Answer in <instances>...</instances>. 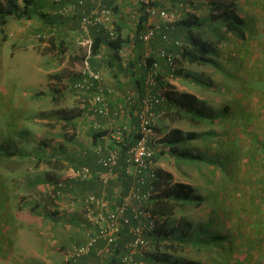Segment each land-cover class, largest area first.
<instances>
[{"label":"rangeland","instance_id":"rangeland-1","mask_svg":"<svg viewBox=\"0 0 264 264\" xmlns=\"http://www.w3.org/2000/svg\"><path fill=\"white\" fill-rule=\"evenodd\" d=\"M34 1L37 9L33 19L11 18L4 30L1 31L0 26V147L3 149L0 150V173L7 175V171H11L9 162H13L18 167L15 178L29 175L38 179L40 184L35 190L42 193L45 189L46 196L45 201L42 197L34 198L31 203L36 205L32 211L35 215L47 209L55 212L48 213L45 220L46 224L49 221L52 223L55 253L48 255L45 263L39 264H65L66 254L81 244L87 235L85 196L90 193L104 194L109 187L77 182L79 185L74 184L71 191L66 190L73 194L63 198L55 196L51 188L57 181L66 178L70 168H74L72 162L67 163L68 160L61 152L74 150L78 146L76 142L81 138L75 134L76 127L73 126L74 113L78 117L81 114L77 94L71 88L73 83L67 84V79L80 73L82 53L78 46L68 48L60 43L62 34L73 41L77 40L79 30L61 23L62 19L60 21L56 12L58 5L52 0ZM123 1L119 4L121 8ZM232 1L221 2L227 4ZM234 1L239 14L248 21V28L251 27L249 39L243 42L225 32L220 28L221 22L216 24L210 20L208 2L196 1L198 8L194 12L201 21L209 24L207 29L200 28L197 31L209 40L210 58L213 61L202 67L185 64L181 67L185 73L182 76L185 81L179 82L181 89L175 84L178 80L171 85L174 92L185 91L183 86H186L199 97L197 105L205 115L204 124L198 125L166 115L157 126L158 136L164 140L171 130H182L187 141L186 148L199 150L197 153L190 152L194 156L192 160L183 158L178 163L168 147L156 155L157 162L161 164L157 168L171 172L174 182L191 186L194 189L193 196L202 200L201 205H197L199 200L195 199L194 204L178 208L172 217V222L183 225L184 231L194 239L208 241L202 250L189 247L184 252L175 253L174 259L180 261L199 264H264V0ZM0 2L5 3L6 0ZM174 3V0H163V6L171 10L176 6ZM18 4L23 6L22 0ZM183 6L178 8L181 18L187 12ZM137 14V10L124 12L121 9L115 17L116 28L122 23L128 25V28L125 26L126 30L135 28ZM23 34L24 37H20ZM44 34V39L38 38ZM48 39H54L53 42L59 48L51 46L44 49L42 43ZM150 46V51H156ZM95 61L100 64L102 59L95 58ZM176 68L179 72L180 65ZM101 69L108 73L105 65ZM170 74L167 71L165 75ZM178 76L177 73L175 77ZM109 78L111 86L108 85V89L111 95L116 94L111 99L112 102L115 100L113 106L118 110L125 104L123 90L133 89L131 83L124 88L122 85L116 86L110 73ZM114 81L117 83V80ZM225 107L228 108L227 112L224 111ZM82 113L87 123V116L93 114L90 111ZM219 113L220 121L206 124L212 115ZM94 121L100 123L98 118ZM107 122L117 124L119 120L116 117ZM107 122L102 121L101 124L109 132ZM78 130H85L82 136L87 139H82V144L85 150H89V135L97 129L87 125L85 129ZM195 134L197 138H192ZM10 152L16 155H7ZM83 152L85 158L90 153ZM220 160H225L227 164L226 175L225 170L218 166ZM4 164L9 168L2 169ZM34 165L36 169L31 174L27 167ZM133 207H136V202ZM152 250L150 242L147 253ZM136 260L146 264L139 256ZM104 262L106 258L91 257L83 264Z\"/></svg>","mask_w":264,"mask_h":264},{"label":"built area","instance_id":"built-area-1","mask_svg":"<svg viewBox=\"0 0 264 264\" xmlns=\"http://www.w3.org/2000/svg\"><path fill=\"white\" fill-rule=\"evenodd\" d=\"M52 1L60 5L65 0ZM101 1L99 0V2ZM138 1L148 15V22L139 34L141 43L149 46L159 37L163 42L169 43V30L176 28L175 24L180 18L178 11L155 5L162 3L163 0ZM181 4L185 5L184 0ZM72 12L73 8L67 4L60 6L58 11L64 17ZM113 19L112 7L99 4L98 8L84 16L81 24L83 31L81 34L79 32L77 38V46L82 53V68L79 73V80L75 82L73 89L77 92L79 110L90 111L100 118H108L111 115L113 118H124L129 115L128 110L114 109L112 101L109 100L111 96L107 95L102 74L92 67V60L95 56L93 38L90 36L91 28L104 30L109 39L114 40L116 28ZM176 45H182V43L176 41ZM158 55L168 64L171 70L169 79L173 81L176 73L175 60L178 55L168 53L165 50ZM144 65L148 71L144 80V94L139 101V109L135 113L138 118V127L133 128L126 121L111 125L109 132L100 137L101 141L108 143L106 146L108 149H104L103 145L96 146L99 170L95 172L88 166H83L80 169L70 168L66 173V178L57 181V184L53 186L55 195L63 198L66 196L63 190L68 182L84 183L91 181L93 175H96L101 182L107 184L118 178V173L114 171V168L120 165V161L123 162L121 166L123 175L132 179L130 189L123 195L116 209L109 208L107 203L101 202L94 195L89 196L84 201L86 221L90 229L85 242L74 246L66 254L65 264H76L93 252L99 257L104 256L105 248H100L99 244L103 243L106 247L114 246L126 229L132 234V241L129 251L123 254L121 258V264H141L137 262V256L144 257L146 255L150 244L148 236L158 227L159 219L153 216L149 210H146L144 206L135 209L133 204L135 202L148 203L159 193L155 187L146 186V180H155L158 176L154 159L157 152L163 151L166 147L165 140L157 135L156 128L159 121L166 117L167 111L158 110L157 105L164 102L167 95L173 90L171 89V81L165 80L163 77L161 66L157 60L149 62L146 57L139 64L140 67ZM123 97L126 104L134 105L135 99L131 92H126ZM97 131L102 132L100 125L97 126ZM135 134L138 137L134 145L127 149L122 159V146H128L135 139ZM131 211L136 219V223L132 225L129 216Z\"/></svg>","mask_w":264,"mask_h":264},{"label":"trees","instance_id":"trees-1","mask_svg":"<svg viewBox=\"0 0 264 264\" xmlns=\"http://www.w3.org/2000/svg\"><path fill=\"white\" fill-rule=\"evenodd\" d=\"M113 1V4H110V2ZM176 7L181 5L183 3V0H174ZM208 2L210 9H211V17L210 20L212 22H215L216 24L221 22L220 28L224 29L225 32L230 33L231 35L235 36L240 41H247L250 36V29L248 28L249 23L248 21L239 14L236 7L237 4L233 0L229 3H223L222 0H184L187 7H183V10L187 11L185 12L184 17H180L177 21L176 28L175 29H181L183 32H185L186 40H175L174 46L179 48V54L178 57L175 60L176 66L181 65L183 62H187L192 65H197L198 67L207 66L208 64L213 61L210 58V42L207 38H204L202 36V33H199L200 28L207 27L209 24L206 23V21H201L200 18L196 15V13L193 11L196 9L197 4L195 2ZM19 0H6L5 3L0 2V26L1 31L4 30V27L8 24L9 20L11 18L18 19V20H31L34 18L35 9H37L36 2L34 0H22L23 6H20L18 4ZM76 2V3H75ZM188 2V3H186ZM121 0H102L99 2V0H76L71 1L66 0L63 3H60L58 5L57 9V16L60 18L61 23L65 22L64 20L68 18H73L74 23L78 24L75 29L79 30L78 33H82L81 24L82 20L85 15L90 14L94 9L99 7V4L102 6H108L112 7L113 13H114V19L113 24L116 28V14H119L121 12ZM69 5L73 8V12L64 16H61L58 11L60 9V6L62 5ZM90 4V5H89ZM120 4V5H119ZM158 7H164L163 2L155 4ZM183 6V5H182ZM191 6V8H189ZM101 9V7H100ZM169 9V8H168ZM171 10V9H169ZM128 12V11H127ZM39 16V15H38ZM139 16V17H138ZM40 18H45L43 15L39 16ZM64 19V20H63ZM76 20V21H75ZM148 22V15L144 12V9L141 5L138 7V15H137V24L135 28H130V30H126L127 28L125 26H128L124 23L120 24L116 28V38L114 40H110L107 36L108 34L105 33L104 30L97 29L95 27L91 28L90 36L93 38L94 43V59L92 60V67L95 71L100 73V70L96 69L94 67V61L95 58L104 59V65L106 69L110 72H114V75L116 76V79L125 78L124 76L131 77L132 84L135 85L137 99H135V103L133 106V110L130 111L135 114V112L139 109V101L143 97L144 94V86L143 83L146 78L147 72H143V74H138V69H143L139 66V62L141 61L139 57L137 60H131L129 63V66L126 67V56L123 55V53L129 52V49L127 47H131L136 49L137 53L142 51L143 44L138 39V35L143 31L144 25ZM219 28V26L217 25ZM74 28V27H73ZM207 29V28H206ZM216 29V28H215ZM201 30V29H200ZM210 30H212L210 28ZM170 31V30H169ZM172 31V30H171ZM220 31V29H219ZM170 35V34H169ZM41 39H44L46 35H39ZM170 37V36H169ZM69 36H66V34H62V42H65V39L68 40ZM54 39H48L47 41L53 45V47L57 48L55 43L53 42ZM176 41H179L182 43V45H176ZM134 42L133 46H130ZM77 43V40H76ZM127 50V51H126ZM168 52V51H167ZM136 53V54H137ZM169 53V52H168ZM101 55L103 58H101ZM156 60V59H155ZM152 59H149V62H152ZM96 63V61H95ZM99 63V62H97ZM215 65L217 66V62H215ZM116 72V73H115ZM179 75V72L176 71V75ZM122 74L123 76L119 75ZM118 75V76H117ZM79 75L72 76V88L75 82H78ZM257 83H259L257 81ZM76 94L77 92L73 90ZM107 91V90H106ZM130 92V91H129ZM89 93H92L89 91ZM110 93V94H109ZM107 92V95H111V92ZM91 95V94H90ZM89 97V96H86ZM124 99V97H123ZM110 102L112 99H109ZM167 106L166 111L167 115L169 117H172L173 119H180V120H189L191 122H194L198 125L204 124L202 123L204 121L203 117L205 116L202 109L197 105L198 99L191 94L188 93H178V92H171L167 95ZM225 108L224 111H226ZM227 112V111H226ZM92 113V112H91ZM111 119H113V116H110ZM211 120H207L206 124H212L213 122L220 121V114H214L211 116ZM223 121V118H221ZM212 122V123H211ZM136 125V124H135ZM98 134H95L94 139L95 141L100 140V137L103 134H106L105 131L103 132H97ZM135 139L131 141L128 146L124 145L122 146V159L124 155L126 154L127 149L134 145V142L136 138L138 137L135 134ZM192 138H197V135L195 134L192 136ZM99 142V141H98ZM166 148L168 151L173 154L174 158L177 160V163L179 160H182L183 158L192 160L194 158L193 155H191V150H188L189 148H186L187 141L184 139L183 131L180 129H173L171 130L166 138H165ZM0 150H3L2 147H0ZM7 155L14 156L16 155L15 152H10ZM162 155H165V153H162ZM157 157H155L154 161H156ZM192 164V162L185 161L184 163ZM212 163H215L212 161ZM123 162L120 161V165L116 168H114V171L118 173V178L115 181H111L107 184H104L100 181V179L93 175V178L91 181L88 182H82L83 184L87 185H101L103 187H109L108 191H105L104 194H97V193H90L87 196H85L84 201L91 195L96 196L101 202H105L108 204L109 208L116 209L119 205L123 195H125L128 190L131 187L130 180L123 175V172L121 171V166ZM215 166H217L215 164ZM218 166L221 167L223 170H225V175L228 172L227 164L225 160H220L218 162ZM217 166V167H218ZM99 170V167L97 168ZM96 170V171H97ZM102 170V168H101ZM95 171V172H96ZM69 185V186H68ZM79 185V183H78ZM146 186H152L155 187L156 190H158V194L151 199L150 202L145 203V209L149 210L153 216H155L157 219H159V224L156 230L149 234L148 239L151 242V245L153 246V250L148 252L144 257H140L141 259L145 260L146 264H199L191 261H184L179 259H174L173 255L175 253L184 252L187 249L190 248H196L199 250L204 249L208 243V241H204L200 239L199 241L194 239L188 232H185L184 226L179 224H174L172 222V217L176 214L177 209L181 208L184 205H192L195 202V199H198L199 202L197 205L202 204V200L200 197L195 198L193 196V188L191 186H188L185 183H176L174 182V176L167 172V171H158V176L154 180H146ZM74 188V184H67V186L64 188L63 192L67 196L68 194L73 193H67L66 190L71 191V189ZM114 188V190H113ZM55 194V193H54ZM56 196V195H55ZM65 196V197H66ZM72 197V196H71ZM85 205V204H84ZM86 211V209H85ZM54 214L55 212H51L48 210L47 214ZM52 216V215H51ZM133 224L131 219V225ZM210 227V226H208ZM87 233L89 231V224L87 223ZM126 238H131L132 234L126 229L125 231ZM122 233V235L124 234ZM87 238V235H86ZM86 240V239H85ZM85 240L82 242L84 243ZM207 242V243H206ZM124 243V244H123ZM79 245V244H78ZM125 242H120V240L117 241V243L110 248L112 251V254L110 257L106 258V262L104 264H121V258L124 252L126 250L125 248ZM99 247H103V243L99 244ZM104 248V247H103ZM183 250V251H182ZM91 257H99L96 253H91L87 258L80 260L76 264H83L84 262L89 260Z\"/></svg>","mask_w":264,"mask_h":264},{"label":"crops","instance_id":"crops-1","mask_svg":"<svg viewBox=\"0 0 264 264\" xmlns=\"http://www.w3.org/2000/svg\"><path fill=\"white\" fill-rule=\"evenodd\" d=\"M74 1H76V0H74ZM240 2H242V1H240ZM122 5H123L122 9L124 12H126V11L134 12L136 10L138 11V7L140 4H139L138 0H124L122 2ZM180 6L182 7V4L179 5V3H178V7L175 6L174 8H172V10L178 11V8ZM164 7H166V6H164ZM183 7L185 8V7H187V5H184ZM196 8H198V5L196 6ZM178 14H179V11H178ZM120 16H121V19H123L122 15H120ZM64 24H65V26L66 25L72 26L74 28L78 25V24H76V22L74 23L73 18H68L67 20L65 19ZM76 28H78V27H76ZM204 28H208V26L207 27L205 26ZM169 34H170V42L169 43L163 42L161 40V38L159 37V38L155 39L150 44L151 45L150 48H155L158 53L156 51H152V50H151L152 51V53H151L150 49L148 48L149 46L143 45L142 51L139 53H137L136 49L133 50V48L128 46L127 49H129L130 53L126 52V53H123V55L126 56V61H127L126 63L130 62V59L131 60H137L138 57L140 56V54H142V55L139 57V59L141 57L142 58L147 57L148 60L149 59H152V60L156 59L162 68L161 73H162L163 77L165 78V80L167 79V80L171 81V83L173 85H174V81L178 80V82L175 81V84H176V86L178 85L179 89H181L180 88L182 86L180 84L181 80L185 81L184 79H182V76H184L185 73L181 69V67L182 66L184 67L185 64H189V63L183 62L180 65L179 76L175 77V79L172 81L169 79V77H170L169 75H165L167 71L171 72L168 64L166 63V61L164 59L159 58L158 54L165 50V51H168L169 53L173 52L172 54H174V55H178L179 54V51H178L179 48L174 46V41L175 40H182V41L186 40V36H185L186 34L180 28L178 30L174 29L172 31H169ZM24 35L25 34H23V36H20V37H24ZM171 36H173V38H171ZM138 39H139V35H138ZM20 41L23 42L22 39H20ZM139 41H140V39H139ZM60 43H62V45L64 47H68V48L77 47L76 40L73 41V40H71V38H68V40L65 39L64 43L63 42H60ZM42 44H43L44 49H46L47 47L53 46L48 41H44ZM133 45H134V42L130 46H133ZM57 47L59 48L58 45H57ZM57 51H58V49H57ZM68 52L69 51L65 52V54ZM72 53H74V52H72ZM142 58L140 59L141 61L139 62V64L142 62ZM125 66L128 67L129 63H128V65L125 64ZM94 67L96 69L102 71V77L104 79L105 88H106L108 93H109L108 87L111 86V83H109V81H108L109 79H111V78H109V73H110L112 75V77L115 80H117V83H116V81H114V79H113V82L115 83L116 86L122 85V88H124V87H129V83H131V88L133 90L125 89V90H123L122 93L125 95V91H127V92L130 91L134 95L135 99H137V94H136V89H135L136 87H135V85L132 84L131 77L124 76L126 78L125 82H123L124 78H121V80L116 79L114 72L108 71V73H106L101 69L104 67V62H100V64H98L97 62L95 63V61H94ZM142 68L143 69H141V68L138 69L139 70L138 74H143V72L148 71V69L145 65ZM119 75L123 76L122 74H119ZM72 80L73 79L71 77L68 78L67 84L70 85V82L72 84ZM197 84H200V83H197ZM108 85H110V86H108ZM143 86L145 88L144 83H143ZM185 87L183 86L185 91H180V93H188V94L194 95L196 98L198 97L197 95H195L194 92H192V90L190 88L186 87V88H188V89H186ZM71 88H72V86H71ZM179 89H177V90L179 91ZM110 96L116 97V94L110 95ZM117 98H118V96H117ZM117 98H116V100H117ZM114 101L112 102V106L114 105ZM120 101H116V102H120ZM124 102H125V100H124ZM166 104H167V100H165L161 104H158L157 109L158 110H166V106H167ZM133 106L126 104V102L123 106H120L118 108V110L120 108L128 110L129 115L125 116L124 118H118V120H119V122L126 121L127 124H129L133 128H137L138 127V118L134 113L130 112L133 110ZM78 110H79V108H78ZM79 112H81V114H80L81 116L79 115V117H78L76 115V113H74L75 119L73 120V126L76 127L74 129L75 134L81 136L80 139L77 138V140L79 139L78 143L76 142V144L78 146L75 147L74 150L67 149V150H63L61 153L68 160L67 163L72 162L71 165L74 168L80 169L83 166H88L93 171H96L97 168L99 167V165H98V158L99 157L97 156L96 151H95L96 146L103 145L104 149H105V148H107L106 146L108 145V143L106 141L98 140V138H97V141H95L94 136H95V134H98L95 132V133H92L91 135H89L90 138L88 140H90V143H91L90 146L91 147L89 148V150H85L86 147L83 146V144H82V139H87L86 137L82 136V134L85 130L82 131V130H78V129H83V128L85 129V127L87 125L90 127H94V129H97V126L100 125V127L102 128V132L105 131L106 133H108L106 130L103 129V128H105V126H103L101 124V122L102 121L107 122L108 120L111 121V118L110 117L100 118V117H98V116H96L90 112L93 115L87 116V118H86L87 123H86L85 117L82 113L85 111L79 110ZM87 112H89V111H87ZM95 118H96V120L98 118L100 123H96V121H94ZM112 124H114V123L113 122H111V124H109L108 122L106 123V125H108L110 127ZM82 125H85V127H82ZM157 131H158V128H157ZM97 132H99V131H97ZM69 147H71V146L69 145ZM108 147H110V146H108ZM189 150L193 151L194 153H197L199 151V150H192L190 148H189ZM83 151H86L85 153H87V151H88V153L90 152L89 154H86V155H88V156H86V158L83 157V155H82V153L84 154ZM89 157H94V158H89ZM157 160H158V158H157ZM157 160L155 162V167H156V169H159V168H157V166L158 165L161 166V164H159L157 162ZM9 163L11 164V166H10L11 171H7V175H4L3 172L0 173V220H1L0 221V264H39V262L45 263L47 260V256L48 255L50 256L51 253H55V251L53 249V244H52V242H53L52 240L54 238L55 233L53 231L51 221H49L47 224L45 222L47 215H48V214H46V212H48V209L45 210L44 212H39V215H35L34 212L32 211V209L36 204L35 203L32 204L31 202L34 200V198H37V196L39 198L42 197L44 199L46 196V191L44 189L42 193L40 191L37 193L35 189L37 186L39 187L40 182L38 181V179H35L29 175L20 177L16 173V175L20 178H18V179L15 178L14 174H15V172L18 171V170H16V169H18V167L16 168L17 164L13 163V162H9ZM5 165L6 164H4L1 168L2 169L3 168H9V166H5ZM27 169H28V172L30 171L31 174H33V172H35L36 166L35 165H34V167L28 166ZM159 170L163 171L164 169L160 168ZM169 173H171V172H169ZM128 179L130 180V182H132L131 178H128ZM43 183L45 184L46 181H44ZM176 183H178V182H176ZM21 184H24V185H21ZM70 184H77V183L71 182ZM22 186H25V188L23 189ZM51 188H53V186H51ZM43 201H45V199ZM44 205H45V203H44ZM143 206H145V203L136 202L135 208H139V207L141 208ZM40 214H42V215H40ZM129 216L132 219V222L135 224L136 219H135L132 211L129 212ZM125 235L126 234L124 232V234L121 236V238L119 240H120V242L121 241L125 242L124 246H125L126 250L124 252H126V251L128 252L130 243L132 241V237L127 239L125 237ZM103 247L105 248V250L107 249L106 250L107 252H105V255L100 257V258L110 257V255L112 254V251L109 250L108 248H111V247H106L104 244H103Z\"/></svg>","mask_w":264,"mask_h":264},{"label":"clouds","instance_id":"clouds-1","mask_svg":"<svg viewBox=\"0 0 264 264\" xmlns=\"http://www.w3.org/2000/svg\"><path fill=\"white\" fill-rule=\"evenodd\" d=\"M176 67H177V66H176ZM176 70H177V68H176ZM175 76H176V73H175ZM172 90H173V89H172ZM172 92H174V90H173ZM165 118H166V117H165ZM160 121H161V120H160ZM160 121H159V122H160ZM158 124H159V123H158ZM157 126H158V125H157ZM156 132H158V131H157V128H156ZM157 135H158V133H157ZM155 168H156V167H155ZM157 172H158V170H157ZM68 183H71V182H68ZM76 183H77V182H76Z\"/></svg>","mask_w":264,"mask_h":264}]
</instances>
